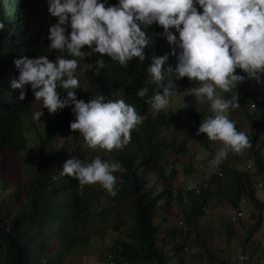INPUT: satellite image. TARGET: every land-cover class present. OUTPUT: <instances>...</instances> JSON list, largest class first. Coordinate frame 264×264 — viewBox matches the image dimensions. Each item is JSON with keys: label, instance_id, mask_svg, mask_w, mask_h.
<instances>
[{"label": "trees", "instance_id": "trees-1", "mask_svg": "<svg viewBox=\"0 0 264 264\" xmlns=\"http://www.w3.org/2000/svg\"><path fill=\"white\" fill-rule=\"evenodd\" d=\"M116 3L118 0H108V4ZM0 21L5 24L4 30L0 31V158L8 152L15 157L28 152L32 154L35 166L33 172H27L21 190L8 195L6 203L1 202L4 195H0V264H63L75 251L88 247L111 221L119 229L123 228L124 239L110 249V264H185L189 249L181 237L188 234L198 219L204 218L212 191L221 189L222 178L227 180L225 190L233 211L241 209L243 197L249 198L258 211L249 236L261 231L263 205L256 196L254 181L257 175L249 174L248 169L247 172L238 169L241 159L237 155L227 156L216 165L221 173L211 176V184H199L200 193L188 188L185 191L178 189L177 184L184 185L178 180L176 168L167 173V156L177 150L184 137L185 120L189 121L190 136L204 148L210 150L211 140L204 134L197 135L204 119L198 111H156L146 102L148 97L140 98L135 94L142 87L149 89L148 96L162 91L160 84L153 82L146 72L151 57L167 55L165 71L176 65L175 46L161 35L162 27L154 24L145 29L150 44L143 62L134 58L127 67H122L99 54L83 60L88 99L97 94L120 99L121 93H125L137 112L146 116L143 123L131 131L129 143L122 149L107 152L103 159L120 164L114 173L116 195L111 196L97 184L80 185L74 178L59 173L70 158L89 162L83 137L69 127L75 119L71 110L74 105L49 114L47 109H42V102L34 100L30 86H26L23 101L19 100L20 90L12 87L19 74L15 63L18 59L38 55H48L52 60L60 55L70 58L66 53L47 48L49 26L56 22L47 11V0H0ZM98 58L104 59L105 67L96 75L86 65L95 63ZM237 73L245 75V81L230 92L232 96L238 95L241 107L255 106L254 116L245 114L251 132L247 135L250 142L247 149L253 163L249 165L264 177L261 155L264 102L256 98L251 79L239 69ZM174 84L175 96L198 86L186 77L175 80ZM58 91L62 96L66 95L63 89ZM38 110L44 112L39 121L32 118V113ZM31 134L37 137L38 145L28 149V135ZM1 171L0 164V176ZM180 206H185V218L178 228L167 215ZM164 240L171 246L170 250L163 245ZM54 242L60 249L49 253ZM203 254L211 264H231L208 249Z\"/></svg>", "mask_w": 264, "mask_h": 264}, {"label": "clouds", "instance_id": "clouds-1", "mask_svg": "<svg viewBox=\"0 0 264 264\" xmlns=\"http://www.w3.org/2000/svg\"><path fill=\"white\" fill-rule=\"evenodd\" d=\"M47 11L56 18L48 29L47 48L70 58L22 57L15 62L19 74L12 87L20 90L19 100L23 101L26 86H30L34 100L42 102V109L49 114L74 105L71 110L75 119L69 127L90 148L107 152L122 149L129 143L131 131L146 116L123 98L108 99L97 94L87 102L77 99L80 62L94 54L107 56L122 67L134 58L145 61L150 44L145 29L154 24L163 28L161 35L175 46L176 65L165 71L168 56L151 57L146 72L162 91L148 96L149 89L142 87L136 96L148 97L146 102L151 108L162 111L177 94L175 80L186 77L195 81L198 86L183 94L194 97L197 103L208 102L213 113L202 119L197 135L204 134L208 140L223 144L211 163L218 166L229 150L239 153L250 147L247 134L237 130L236 122L229 117V110L240 106L238 95L226 99L222 93L245 81V75L237 69L257 81L264 77V0H118L116 4H108V0H47ZM4 28L0 21V31ZM86 66L99 75L105 61L98 58ZM42 116L43 110L32 113L37 121ZM119 168V163L99 156L90 163L73 157L59 173L80 185L98 183L115 196L114 173Z\"/></svg>", "mask_w": 264, "mask_h": 264}, {"label": "rangeland", "instance_id": "rangeland-1", "mask_svg": "<svg viewBox=\"0 0 264 264\" xmlns=\"http://www.w3.org/2000/svg\"><path fill=\"white\" fill-rule=\"evenodd\" d=\"M84 72L85 63L82 60L78 66L80 88L76 90V93L79 99L87 102L88 88L84 78ZM250 79L256 98L264 102V77H261L260 81L254 78ZM222 95L226 99H231L232 97L231 92L222 93ZM120 98L129 102V97L125 93H121ZM251 106L252 104H246L244 107L239 106L229 110L230 119L234 120L236 127L247 135H250L251 132L245 114L248 113L254 116L256 111L252 110ZM167 109H173L175 111L194 109L203 118L213 115L208 102L197 103L194 97L185 96L184 94L172 97ZM182 131L184 137L180 140L177 150L169 153L167 156L165 165L167 173H170L174 168L178 170V180L184 185L180 187L177 184L180 191H185L192 185L202 183L211 184V176L221 173L218 167L212 164L211 161L215 152L223 147L222 142L211 141L209 143L210 150L204 148L198 140L190 136L188 120L184 121ZM28 138L30 139L28 149L36 148L38 145L37 137L31 134L28 135ZM87 150L86 157L89 163L97 156L103 160L108 155L106 154L107 151L98 147L92 149L87 145ZM232 154L237 155L241 159L238 169L247 172L248 165L252 162L249 150L245 148L239 153L229 150L227 156L230 158L233 156ZM261 155L264 158V145L261 150ZM31 157L32 154L28 152L21 154L20 157H15L12 153L8 152L0 158L2 167L0 195H4L3 199L1 198L2 203H6V197L8 195L21 190L27 172H33L35 170ZM248 173L257 175L254 181L256 196L263 205V224L261 231L252 237L249 236L251 229L255 226L258 211L247 197H243L239 205L244 210V218L236 223L231 221V216L236 211H233L234 208L229 203V196L225 190L227 180L222 178L221 189L212 191V196L208 200L204 218L198 219L194 223V227L191 230L189 229L188 234L181 237L182 240H186L189 249L185 256V264H211L204 258L203 252L205 249L211 251L218 258L228 259L231 264H245L240 262L239 257L241 256L249 259L247 264H264V188L258 187V184H264V177L257 173L255 167L253 170H249ZM97 185L100 186L98 183ZM160 190H162V185L160 186ZM102 202L105 203V200ZM95 208L98 209V206L95 205ZM184 213L185 206H180L174 212L168 213L167 219H171L172 223L180 228L179 225L185 218ZM97 227L99 228V226ZM122 232L123 228L119 229L118 225L112 224L111 221L109 227L104 228V231L100 232L99 235L97 234L88 247H83L75 251L71 254L72 256L66 258L63 264H110L108 258L109 251L120 240L124 239L121 235ZM165 240L163 245L170 250L171 246ZM59 249L60 245L54 242L49 247V253Z\"/></svg>", "mask_w": 264, "mask_h": 264}, {"label": "built area", "instance_id": "built-area-1", "mask_svg": "<svg viewBox=\"0 0 264 264\" xmlns=\"http://www.w3.org/2000/svg\"><path fill=\"white\" fill-rule=\"evenodd\" d=\"M251 108L254 110L255 106L252 105ZM248 170H252V165H249ZM220 177H222V175L220 174ZM205 187H207V185H204ZM259 188H263V184H258ZM189 191H193L196 193H200V185H192L190 187H188ZM243 203V202H242ZM244 204V203H243ZM246 205V204H245ZM245 216L244 210L243 208H241L240 210L236 211L232 216H231V221L236 223L238 221H240L241 219H243ZM242 257L239 258L240 262H247L248 259L246 257H243L244 259H241Z\"/></svg>", "mask_w": 264, "mask_h": 264}]
</instances>
